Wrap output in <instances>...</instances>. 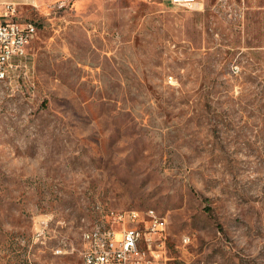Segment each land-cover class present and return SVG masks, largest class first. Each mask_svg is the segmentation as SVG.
<instances>
[{
  "label": "rangeland",
  "instance_id": "374dc122",
  "mask_svg": "<svg viewBox=\"0 0 264 264\" xmlns=\"http://www.w3.org/2000/svg\"><path fill=\"white\" fill-rule=\"evenodd\" d=\"M9 2L37 34L0 86V264H84L146 210L163 263L264 264V0Z\"/></svg>",
  "mask_w": 264,
  "mask_h": 264
},
{
  "label": "built area",
  "instance_id": "2783aa9c",
  "mask_svg": "<svg viewBox=\"0 0 264 264\" xmlns=\"http://www.w3.org/2000/svg\"><path fill=\"white\" fill-rule=\"evenodd\" d=\"M199 0H170L171 5L187 7ZM16 4L0 1V86L12 83L15 72L29 67L30 47L37 34L34 23L21 21ZM112 224H100L84 233V264H166L163 244L166 220L153 211L113 213ZM143 225H150V234H142ZM184 236L183 242L190 243ZM143 245H151L157 260L143 256Z\"/></svg>",
  "mask_w": 264,
  "mask_h": 264
},
{
  "label": "bare ground",
  "instance_id": "6f19581e",
  "mask_svg": "<svg viewBox=\"0 0 264 264\" xmlns=\"http://www.w3.org/2000/svg\"><path fill=\"white\" fill-rule=\"evenodd\" d=\"M142 234H150V225H143ZM143 256H145L148 260H157V252L154 251V248L151 245H143Z\"/></svg>",
  "mask_w": 264,
  "mask_h": 264
},
{
  "label": "crops",
  "instance_id": "0c3cea01",
  "mask_svg": "<svg viewBox=\"0 0 264 264\" xmlns=\"http://www.w3.org/2000/svg\"><path fill=\"white\" fill-rule=\"evenodd\" d=\"M1 2H9V1H11V0H0Z\"/></svg>",
  "mask_w": 264,
  "mask_h": 264
}]
</instances>
